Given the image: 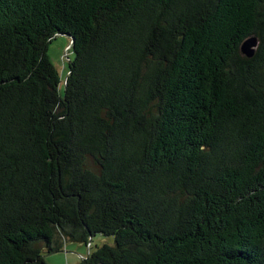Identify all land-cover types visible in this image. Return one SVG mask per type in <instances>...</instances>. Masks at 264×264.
<instances>
[{
  "label": "trees",
  "instance_id": "obj_1",
  "mask_svg": "<svg viewBox=\"0 0 264 264\" xmlns=\"http://www.w3.org/2000/svg\"><path fill=\"white\" fill-rule=\"evenodd\" d=\"M96 235L79 264H264V0H0V264Z\"/></svg>",
  "mask_w": 264,
  "mask_h": 264
},
{
  "label": "rangeland",
  "instance_id": "obj_2",
  "mask_svg": "<svg viewBox=\"0 0 264 264\" xmlns=\"http://www.w3.org/2000/svg\"><path fill=\"white\" fill-rule=\"evenodd\" d=\"M71 43V39L67 35H57L48 46L47 55L59 70L61 77L67 76L70 61L75 58L73 51L69 49ZM60 88L61 91H64V83H62ZM92 240L89 245L65 242L61 252L47 254L45 255V260L47 264H79L88 256L90 251H94L104 244L114 245L112 237L96 235Z\"/></svg>",
  "mask_w": 264,
  "mask_h": 264
},
{
  "label": "water",
  "instance_id": "obj_3",
  "mask_svg": "<svg viewBox=\"0 0 264 264\" xmlns=\"http://www.w3.org/2000/svg\"><path fill=\"white\" fill-rule=\"evenodd\" d=\"M72 43L69 47V49L71 48V46L74 44V39H72ZM258 45H259V40L257 37L255 36H252L248 39H246L240 46V49H241V52L244 56H246L247 58H252L254 57L255 53H256V50L258 48ZM67 80V78H66ZM65 80V88H66V85H67V82ZM90 241H92V238L90 239Z\"/></svg>",
  "mask_w": 264,
  "mask_h": 264
}]
</instances>
